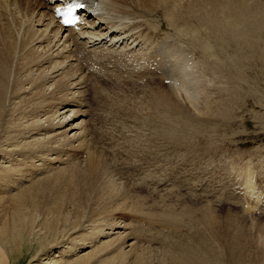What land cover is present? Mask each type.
I'll use <instances>...</instances> for the list:
<instances>
[{
	"label": "bare ground",
	"instance_id": "bare-ground-1",
	"mask_svg": "<svg viewBox=\"0 0 264 264\" xmlns=\"http://www.w3.org/2000/svg\"><path fill=\"white\" fill-rule=\"evenodd\" d=\"M52 4L59 3H49V0H0V147H12V152L18 156L16 160L13 154L8 153L11 167H4L0 176L3 174L7 182L16 176L20 178L22 175H17V172L20 173L22 166L28 168L25 169L26 173L31 169V172L43 171L49 156H54L51 159L53 164L67 162L70 166L68 171L60 172L61 175L54 179L55 183L65 179L63 182L66 181L67 187H61L54 193L51 203L55 208L47 210L58 218L57 215L61 214L59 206L69 203L78 211L76 216L79 220L71 227L72 231L66 228L60 230L54 225L55 220H52L55 218L52 216L51 221L41 224L45 233L37 234L34 231L36 225L40 224L38 214H35L38 213L37 208L29 216L16 211L10 234L6 230L0 234L3 241H0V264H8V257L14 258L11 248L18 244H12L11 240L14 242V238L18 237L20 243L25 242L15 232L17 224L28 229L29 244L34 241L41 243L45 239L39 237L46 235L58 237V230L61 238L78 231L73 238L77 239L82 234L79 231L84 233L87 228L95 240L115 235V240L101 248L100 252L115 247L117 256L107 257L110 260L98 259V264H224L222 257L227 252L238 261L236 264H250L247 261L250 255L245 256L247 260L238 258L243 255L241 251L247 253L250 250V246H245L248 244L236 242L239 237L235 233L231 235L227 232L228 237L224 238L219 237L220 231H215L214 226L218 224L215 200H210L209 195L201 192L189 195L177 191L173 193L167 188L142 189L132 175V178L129 177L127 172L132 169H127V172L125 168L122 169L121 161L124 158L123 154L120 155L121 146L118 150L115 145L101 141L102 137L99 135L100 140L92 134L94 130L92 133L90 130L97 122L118 125L121 139L125 134L132 136L133 144L127 137L130 143L127 140L125 143L132 145L129 147L135 156L140 154L141 157L147 155V148L152 145V141L147 144L148 138H161L165 146H169L167 143L174 146L177 139L173 138L170 142V136L165 133L186 126V119L201 121L200 117L219 113L218 102L222 97L230 91L237 94L243 88L238 79L249 74L244 72V66L248 64L244 61L245 55L253 57L257 50L264 53V0H102L103 10L90 24L93 28L84 29L89 36L85 38L58 26L52 18ZM109 36L111 40L105 42ZM113 41L119 44L118 49L110 48ZM257 41L263 44H257ZM124 58L131 63L126 64ZM185 75L187 78H184ZM163 80L168 83L162 84ZM181 93L190 94L183 96ZM199 102H202V106H199ZM58 107L62 111L56 115ZM76 114L80 118L75 125H71L67 120ZM29 121L31 124L24 125ZM106 129L110 131L112 128ZM40 134L47 135V139L26 142ZM176 147L172 148V155L177 153L178 158L183 157L184 165L180 164V169L186 172L185 161L192 163L195 158L189 160L181 155L182 146L177 144ZM69 152H82L86 160L80 162L77 158L73 159ZM134 155L133 159L129 157L131 162L139 160L134 159ZM198 157L193 164L197 163V171H200L202 162L211 156L199 154ZM34 158L39 162L46 161L33 165ZM168 159L166 156L164 160ZM237 163L228 161L225 164L229 169L226 174L234 171L237 179H241L239 198L246 204L247 200L252 201L254 209L261 194L253 195V171H246L245 168L237 173ZM216 164L224 172V163ZM202 172L198 174L203 175ZM203 178L204 175L200 180L193 179L189 183L190 190L195 191ZM201 191L210 194L208 190ZM22 198L23 195L17 197L16 201ZM31 205L37 207L32 199ZM85 207L91 209V217L87 216ZM227 207L224 216L227 224L235 219L242 221L251 217L257 224L264 225V218L256 220L254 216H249L247 208L245 214H241L236 209L232 211L231 206ZM120 214H127L129 218L135 215L134 218L147 221L151 218L149 216L167 220L172 233L164 234L162 230L159 235H162L163 242L167 239L170 241L177 227L178 232L190 230L182 237L200 239L197 245L190 244L184 248L180 255H155L143 246L141 249L145 238L141 236L139 226L136 224V227L131 219L126 222L124 217H119ZM151 219L150 222L153 221ZM152 224L149 228H152ZM140 226L142 228L143 225ZM7 237H11L10 243ZM82 241L81 246L88 242ZM7 243L11 250L9 255L5 250ZM259 246L264 248V241L262 243L260 240ZM44 247V243L40 244L34 256ZM261 250L259 252L264 263V249ZM167 257L172 261H168Z\"/></svg>",
	"mask_w": 264,
	"mask_h": 264
},
{
	"label": "rangeland",
	"instance_id": "rangeland-1",
	"mask_svg": "<svg viewBox=\"0 0 264 264\" xmlns=\"http://www.w3.org/2000/svg\"><path fill=\"white\" fill-rule=\"evenodd\" d=\"M259 43L263 44V42L257 41V44H259ZM247 56L249 57L248 62L246 61ZM244 61L246 63H248L247 65L244 66V72L246 74H248V73L249 74H248V76L243 75V76H241V78L238 79L239 83L243 86V88L240 89L237 94L230 91L229 93H226V95H224V97H222L220 102H218V104H220V105H218V108L220 111L219 113L214 112L215 114H211L208 117L207 116L206 117H200L201 121H198V120L194 121L195 119H192V118H190V120L186 119V121L184 122V125H186V126H184L182 128H178V129L174 128L171 130V132L165 133L166 135L170 136V142H172L173 138L177 139L176 144L174 146L172 143L171 144L167 143L169 146H165L164 142L162 141L163 139H161V138H155L154 137L153 138L154 140L152 138H148V141H146L147 144H149L150 141H152V145L149 146V149L147 148V150H149L147 155L141 156L142 157L141 158L140 154H138V156H139L138 157V156H135L134 152L131 151L132 149H130V147L132 145L129 144V146H130L129 147L125 143L126 142L125 140H127V138L128 139L130 138L131 144H133L132 136L128 137L129 134L128 135L125 134L124 136H122V139H121V136H120L121 132L119 131V129H117L118 125L112 126L110 124L107 125L105 122H97L94 125L95 127L93 126L91 128L90 132L92 133V131L94 130L92 134L96 135L97 137H99V135H100L102 137V140H101V137H99V139L101 141L105 140L106 143L113 145V146L115 145V147H117L118 150H119V147L121 146L120 147V155L123 154L122 157L124 158L121 161L122 162L121 165H122V169L125 168L124 169L125 172H127V169H128V171L131 170L130 165H132V164H134V165L139 164L138 166H141V168H143L142 169L143 171L145 169H146L145 171H147V170L150 171L154 167H156L157 170H159L161 168V166L163 167V169H165L164 164L166 166H168L166 164V162L169 161L170 163H169V166L167 167V170L166 169L163 170V172H161L162 174L160 172H158L160 177H166V175H167V177H169L173 181L177 182L175 184L177 185V187L180 190H182V189L187 190L188 189L187 193L189 195H191L190 193H192L194 195V194H198L199 192H201V193H204V195H209L208 198L212 201L219 199L221 202H223L224 205H222V206H220L216 203L217 207H218L217 217H216V220H218V224L214 226V229L217 232L220 231L221 236H219V235L218 236L225 238V237H228L226 235L227 232L231 235H233V233H235V236L239 237V239L236 240V242H238V243L241 242L240 245L245 243V244H248L245 246H248V247L250 246V250L247 251L248 254L245 253L246 251H241L240 253H242L243 255H241L238 258L240 260H247L246 259L247 255H250L249 260H247L250 264H264L262 262V259H261L262 253L259 252V251H262L261 249H264V248H259L260 247L259 246L260 240L262 241V243L264 241V238H263L264 237V225L257 224V222H254L251 219V217L248 219L243 218V219H241L242 221L235 219V221L237 223L235 221H233V223L229 222V224H227L226 223L227 221L224 218V216L226 215L225 212L228 209L227 205L231 206V210L233 211L234 209H236L235 205L233 204L234 201H233V203H231L232 201L230 202L229 200H227L228 197L222 196L219 193H217L219 191L217 190L218 188L213 185V182H212L213 180L210 178V176L209 177L206 176L207 175L206 170H211L213 172V177L217 174L218 178H221V179L224 178L223 181H227L228 178L222 174L223 171L219 170V168H218L219 164H216V163H218V161L221 160L222 157L223 158L228 157V158H232L235 160L240 159V158H250L251 160H253V162L258 167V170L260 173L259 179L262 182V185H261V182L259 184L263 187L262 190L264 192V171H263V169H264V53L261 52L260 50H257V52H255V56H253V57L250 55H245ZM251 77H253V78H251ZM108 94L112 95L111 93H108ZM199 103H200L199 106H202V102H199ZM61 107L63 108V106H61ZM61 107H58L59 110L57 111L56 115H58V113L62 111ZM67 114L70 115V112H68ZM79 118H80V115L76 114L74 118L68 119L67 121L70 122L71 125H75V123L77 122V120ZM57 120H59V119H57ZM111 120L113 121V118H111ZM26 124L29 125V124H31V122L30 121H29V123L26 122L24 125H26ZM100 125L102 128L100 127ZM104 125L107 127H105ZM108 127L112 128V129L110 131H108V129H106ZM170 127H168V128H170ZM95 128L97 129V131ZM111 131L113 132V134L111 133ZM94 132H96V133H94ZM106 133L108 135H106ZM102 134H103V136H102ZM46 136L47 135H45V134H40L36 138H31V139L26 140V142H33L34 140H39V139L45 140L48 137V136L47 137ZM107 140L110 142H108ZM111 140H112V142H111ZM119 141H122V142H119ZM130 141H128L127 143H130ZM161 142H162V145H164V146L161 145ZM121 143H122V145H120ZM116 144H117V146H116ZM177 144L184 147V148L180 147L181 152L183 151V153H181V155L183 154L184 157L190 158L189 160H192L191 158H193V159L195 158L196 160L199 159V157H198L199 154L210 155L212 157V158L207 157L205 159V161L202 162L204 164V166H203V164L200 165V171L201 172L203 171L204 174H203V172H202V174L205 176V179L203 178V180L207 179V181L202 180L201 183L204 182V186L201 187L199 190L193 191L194 193L192 192V190H190V187L188 185L179 181V180H181V178L179 177V173H184V172H181V169H180L179 173H177L178 167H177L176 163H179L181 160L184 161V159H182L183 157L178 158L177 153H173V155H174L173 156L172 151H171L172 148L177 149V147H176ZM122 147L124 150L122 149ZM162 148H163V150H162ZM185 148H187V149L189 148L188 151H185L184 150ZM12 149H13L12 147H5V146L0 147V172H2L3 168L6 166L11 167V162H10L11 159L8 158V156H7L8 153L13 154L14 155L13 158L18 160V156L15 155L17 153L12 152ZM163 151H164V153H163ZM69 154L71 155V158H73V159L77 158V160L78 161L80 160V162H84L83 160H86V155L82 154V152H80V153L69 152ZM144 154H146V153H144ZM126 155H128V157ZM133 155L136 157V158L134 157V159H139L138 160L139 162L141 160H143V161H141L138 164H135L138 161L131 162L133 159L132 158ZM166 156L169 158L168 161L164 160ZM129 157L132 158L131 161H130ZM196 157H198V158H196ZM52 158H54V156H49V157H47L48 161L44 160L43 162L37 161L36 158L32 159L33 165L44 163L46 161V166H47L46 169L43 171H37V172H31L33 170V169H31L30 171H28L26 173V170L28 168L25 166H22L20 169L21 174L19 172H17L18 173L17 175H22V176H20V178H19V176H16L15 179H9L8 182H7V179L4 177V175L1 173L2 175L0 176V180L3 179V177H4L3 180L6 182L0 181V234L3 230H6L10 234L11 228H12V222H13L16 211L20 212L21 214H23L25 216H27V215L29 216V214H34V212H33L34 208H37L38 213H35V214H38V218H37L38 224L40 223L39 225H36V228L34 230L37 232V234H40L39 232H42L44 230V228H42L43 226L41 224H43L45 221H51L50 218L52 216H54V218H55L52 220V221L55 220L54 225L56 224L57 225L56 228H59L60 230H63V228L64 229L66 228L67 230H71V227L73 225H76V222L79 220L78 217L76 216L78 211L75 209V207L72 204L65 203L64 206H59V208H60L59 211L61 212V214H60V216L57 215L58 218L55 217L56 216L55 214L50 215L48 213L47 209H50L52 211V209L55 208V205H53L51 203L54 193L61 187H67L66 181L63 182V180H65V179L60 178L61 180H59L57 183H55V181H54L55 176H60L61 174H63V172L65 170L68 171L67 169L70 168V166H68L66 164L67 162H65V161H64L65 163L63 161L61 163H55V164L51 163V162H53L51 160ZM144 158H146V159L144 160ZM170 158H172L173 160L172 159L170 160ZM195 159L192 161V163L195 161ZM175 160H178V161L176 163H174ZM159 162H161V165ZM156 163H157V165H156ZM185 163L187 164V161H185ZM123 164H124V166H123ZM152 164H155V165L153 166ZM195 164L197 166V163H195ZM33 165H31L30 167H32ZM152 166H153V168H152ZM189 168H191V166ZM182 171H184V170H182ZM60 172H62V173L60 174ZM129 172H127V173L129 175V177L132 178L134 173L130 174ZM262 172H263V174H262ZM31 173H32V175H31ZM195 180H196V178H195ZM154 181H157V179H154ZM40 187H41V189L38 191V189ZM209 187H212V189L209 190ZM154 188H156V190L159 189L158 187H154ZM201 190H204V191L208 190V192L210 194L205 193ZM26 193H27V195H25ZM212 193L216 197L213 196ZM22 195H23V198L21 199V201L20 200H18L19 202L16 201V198L20 197ZM31 199H32V201L35 202V205L37 207H33L34 205H31ZM227 202H228V204H227ZM58 204H60V202H58ZM85 211H87L86 212L87 216L91 217V209L89 207H87V209H86V207H85ZM243 214H245V213H243ZM249 216H252V215L250 214ZM119 217L120 218L124 217V220L126 222H129V220L131 219V221H133V223L136 227H137V225L140 227V228L139 227H137V228H138L141 236L143 238H145L144 239L145 241L142 242L143 244L142 243H138V244H142L140 246L141 249H143V247L147 248L148 251L151 250V252H153L155 255L165 254L168 257L170 255L171 256L180 255L185 251L184 248H186L187 246H190V244L191 245H197L198 241L200 239L199 237H189V238L182 237L183 235L190 232V230L189 229L184 230V231L179 230L180 232H178V230H177L178 227H177L175 229V231H173V234L174 235L176 234L175 235L176 237L173 236V234H172V236L170 237V241H167V240H169V239H167L166 241H164L165 242V244H164V242L162 241L163 240L162 235H159V233L162 232V230H163L162 233L165 232L164 234H166V232H167V234L172 233V230L169 229L170 228L169 224L166 222L167 220H165V219L162 220L161 218L158 219L159 217L155 218L154 216L153 217L149 216V217L153 218L152 222L155 223V224H152V222H150L152 220L151 218L148 220L150 222L149 223L147 220L140 219V218L139 219L134 218L135 215H133V217L129 218V216L127 214L126 215L120 214ZM142 217H145V216H142ZM255 218H256V220H261L264 218V216L255 217ZM145 219H147V218H145ZM65 220L66 221L68 220V222L66 223ZM137 220L139 222L135 223V222H137ZM142 220H143V222H142ZM159 220L161 221L160 223H163L164 225L160 224ZM139 224L143 225L142 228ZM148 224H149V226H148ZM151 224H152V228H149V227H151L150 226ZM157 224H158V227H157ZM160 225H161V227H160ZM155 227H157L159 230L155 229ZM144 228L145 229L147 228V229L145 230ZM16 229H17V231H15V232H18V234H20V237H23V240L25 242L20 243L21 239L18 237H15L14 242H13V240H11V237H9V238L7 237L8 242L11 240L12 244H15V243L18 244V245H14V247L11 248L12 251L10 250V248H9L10 245L8 243L5 246L6 247L5 250L7 251V254L9 255V253L12 252L11 254L14 257L13 259L8 257V260H9L8 264H72L74 262L75 263L78 262L80 264H98L97 263L98 259L110 260L111 257L117 256V251L115 250V247H112L111 249L106 250L104 252H100L101 248H103L106 245H109L110 243H112L115 240V237H116L115 235H112V236L110 235V236H106V237L104 236L102 238H97V240H95V238H93V237H91V235H89L90 231L87 228V230L84 229V231H86L84 233L79 231V233H82V234H79L77 239H73V238L75 237V234H77L78 231L76 233H69L68 237L65 236V237L61 238V237H59V236H61L59 234L60 230H58L56 232L57 233L56 236H58V237L46 235V237H39L40 239H42V238L45 239V240H41L42 241L41 243H39V241H36V242L34 241V242L30 243L31 244L30 245L29 242L27 243V241L29 240L28 239V231H27L28 229L22 228L20 224H17L15 226V230ZM147 230H149L150 232ZM43 233H45V232L43 231ZM87 234H88V236H87ZM153 234H155V235H153ZM4 238H6V237H4ZM185 238L187 241L185 240ZM15 240H17V242ZM82 240L88 241V242H86L85 246H81V244L83 242ZM0 241H2L1 237H0ZM146 241H148L150 244ZM160 242L162 243V245H160L161 244ZM43 243L45 244V247L43 248V250H41L39 253L36 254V256H34L35 253L37 251H39L40 244H43ZM20 244H21V246H20ZM185 244H189V245H185ZM144 245L145 246L147 245V246L145 247ZM221 245L223 246L222 243H221ZM19 246L21 248L20 252L18 251ZM207 247H209V246H207ZM256 247L259 249H257ZM127 249L128 248H126L125 250H127ZM181 250H183V251H181ZM9 251H11V252H9ZM109 256H110V258L108 259L107 257H109ZM88 257H90V259L87 261ZM168 257L166 259H168V261L171 262L172 259L168 258ZM223 257H222V260H224L223 261V262H225L224 264H226V263L230 264V261H231V264L238 263L237 260L233 259V255L232 254L229 255L228 252H227V255L224 254Z\"/></svg>",
	"mask_w": 264,
	"mask_h": 264
},
{
	"label": "snow or ice",
	"instance_id": "snow-or-ice-1",
	"mask_svg": "<svg viewBox=\"0 0 264 264\" xmlns=\"http://www.w3.org/2000/svg\"><path fill=\"white\" fill-rule=\"evenodd\" d=\"M83 5L79 3V0H71V2L68 4V6L64 9V15L67 17H71V14L76 9H82ZM57 13H59L61 10L57 9ZM71 19L65 20V23H71Z\"/></svg>",
	"mask_w": 264,
	"mask_h": 264
}]
</instances>
